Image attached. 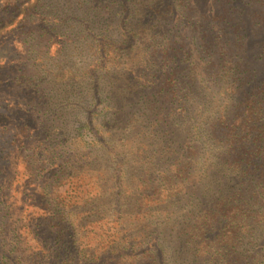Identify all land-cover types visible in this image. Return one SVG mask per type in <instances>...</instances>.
I'll return each mask as SVG.
<instances>
[{
  "label": "trees",
  "instance_id": "1",
  "mask_svg": "<svg viewBox=\"0 0 264 264\" xmlns=\"http://www.w3.org/2000/svg\"><path fill=\"white\" fill-rule=\"evenodd\" d=\"M12 155L44 192L115 180L142 220L115 219L106 255L72 253L83 222L45 201L31 264H264V0H0V180Z\"/></svg>",
  "mask_w": 264,
  "mask_h": 264
},
{
  "label": "rangeland",
  "instance_id": "2",
  "mask_svg": "<svg viewBox=\"0 0 264 264\" xmlns=\"http://www.w3.org/2000/svg\"><path fill=\"white\" fill-rule=\"evenodd\" d=\"M90 53V51H85L74 55L72 59L70 58L71 63H62V69L58 72V77L63 76L66 78L71 74L81 75V72L86 67L94 64L89 63ZM57 69L58 67L55 65L53 67L54 74ZM210 101L212 112L220 109V106L224 104V99L219 94L214 97L211 96ZM70 106L71 103L68 110ZM99 110L100 106L97 107L98 112ZM99 119L100 113L95 120L98 121ZM90 139V133L84 132L81 138L83 144L86 145ZM75 142L74 146H77V141ZM131 162L134 164L133 168H136L139 164L138 160H132ZM206 163H208V160ZM98 165L103 167L100 162H98ZM26 176L24 165L19 164L17 156H8L6 168L1 174L0 180L3 187V194L1 193L2 206L4 208L3 211L7 215L5 217L6 228L0 233V240L4 245L0 242V247L8 250L11 256L20 254L23 259L20 262L21 264H31L27 256L38 246V241L34 238L30 228L32 227L33 218H39L46 224L43 207H41V203L45 201L58 204V207L68 213L69 221L74 222V227L78 222H83L82 227L77 229V241L73 245L72 253L84 250L106 255V252L111 249L113 243L119 237L118 231H122L121 228L123 226L118 225L115 219H119L127 225V228L123 231H129L130 228V234L134 233L137 235L138 230L136 228L140 226L142 220L134 214L131 200L134 197L120 191L121 189L117 188L119 183L115 182V180L109 182L113 190L104 196H100L95 181L88 178V176H83L76 182L73 180L70 183L69 181H64L49 192L42 191L34 183L26 186L24 184ZM89 207H95L94 213L76 216V214L88 210ZM111 208L114 216L110 220L103 218V214L108 216V213H112ZM100 217L103 218L101 221L93 222L94 219L97 220ZM161 221V227L164 229V222L163 220ZM40 235L44 237L50 236L47 228L44 227L40 231ZM150 243L152 244L153 242L151 241Z\"/></svg>",
  "mask_w": 264,
  "mask_h": 264
}]
</instances>
